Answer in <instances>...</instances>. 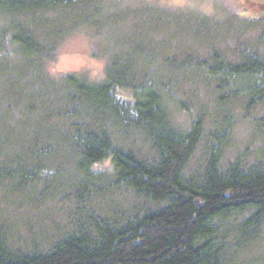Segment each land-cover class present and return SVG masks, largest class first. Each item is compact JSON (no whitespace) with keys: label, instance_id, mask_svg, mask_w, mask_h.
<instances>
[{"label":"trees","instance_id":"obj_1","mask_svg":"<svg viewBox=\"0 0 264 264\" xmlns=\"http://www.w3.org/2000/svg\"><path fill=\"white\" fill-rule=\"evenodd\" d=\"M142 2L147 1L136 0L138 7L130 10L143 7L150 14L160 7ZM120 5L0 0V67L34 66L26 90L16 97L20 109L15 103L10 107L17 111L0 107V118L5 114L10 120V129L0 130L1 188L29 199L38 187L41 203L71 197L64 226L60 220L39 225L38 216L17 223L14 212L5 210L0 264H264V250H257L264 245V144L254 159L248 147L227 157L236 126L232 112L221 121L217 108L208 119L175 98L188 84L213 90L222 108L242 100L244 119L264 132V56L257 50L243 46L235 60L213 50L203 59L186 54L179 64L172 57L163 63L129 36L110 45L101 81L83 73L36 79L38 68L47 72L67 35L93 27L98 36V21ZM83 9L92 11L82 14ZM162 9L172 21L187 11ZM259 14L264 18V10ZM54 17L61 23L47 31L46 21ZM209 24L204 19L202 31L213 41L216 32ZM42 84L55 89L44 97L43 112L37 97L42 91L35 90ZM175 106L190 114L188 124L176 122ZM39 119L48 125L41 128ZM31 120L34 128L26 129L24 142L5 153L17 124L25 129ZM62 162L71 167L64 179ZM119 192L133 200L109 206Z\"/></svg>","mask_w":264,"mask_h":264},{"label":"rangeland","instance_id":"obj_2","mask_svg":"<svg viewBox=\"0 0 264 264\" xmlns=\"http://www.w3.org/2000/svg\"><path fill=\"white\" fill-rule=\"evenodd\" d=\"M144 1L147 2L141 4L153 3L160 7H155L154 11L149 10L151 11L149 14L143 7L140 11L130 10L136 0H117V3L121 4L120 7L113 9L110 13L104 15L106 17H102L98 21L97 30H100H98V36L93 27L79 29L73 34L67 35L62 42L57 44L56 59L48 64L47 72L37 67L39 72L37 73L38 76H35L36 79H42L44 82L47 79L49 82L52 80V76L59 77L64 73H83L90 79L101 81L105 76L108 57L111 54L110 45L117 46V42L123 43L129 36L130 38L135 37L130 40L131 43H138L149 47L152 52L155 51L159 60L163 63L168 61L169 57H172L179 64L178 62H181L186 54L203 59L213 50L224 55L227 59L235 60L238 57L237 52L240 48L247 45L264 56V18L260 17V14L258 15L259 12L264 10V0ZM135 5L137 6V4ZM151 5L146 6L151 8ZM161 7L187 11L182 15L175 13L177 18L172 21L164 14ZM89 11H92V9H83L81 13H89ZM200 14H203V16L201 17ZM257 17L259 18L257 19ZM37 18V20L43 19L41 16H37ZM204 19H208L209 26L216 32L213 41L211 40L213 36H206L207 31H202ZM196 20L199 22L198 25ZM46 23L50 26L46 30L51 31L52 27L55 29L59 27L61 22L54 17ZM66 26H71V19L66 22ZM180 34L184 35L185 40L183 39L180 43L175 40L177 44H172L171 39H177L182 36ZM203 42L209 43L203 44ZM156 67L157 65H155ZM12 68V66L0 67V107L12 108L11 110L17 111L14 106L10 107L11 103H15L20 109L21 103L17 102L16 97H18L20 91L26 90L24 84L27 81V73L34 70V66H26L25 63L18 62L14 66V70ZM32 79L30 78L29 81ZM35 90L42 91V94L37 97H39V109L43 112L48 105L44 97L51 94L55 89L42 84L40 87H36ZM175 98L178 105L179 102L185 103L187 109L192 108L195 115L202 110L208 119L213 116V111L217 108L221 114V121H223L225 112H232L236 126L232 128L234 133L226 154L227 157L234 155L236 150L242 151L248 147V156L250 159H254L258 150L263 147L264 132L244 119L242 100L229 103L225 108H222L217 105L213 90H206L201 85H198V88H192L188 84L183 85L176 91ZM175 108L176 122L181 125L188 124L191 120L190 114L186 110H179L178 106H175ZM3 116V118H0V130L6 132L10 129L8 127L10 120H6L5 114ZM33 122L31 120L25 123V129L22 125L17 124L15 129L17 135L8 139L9 141L4 147L5 153L13 149L12 146L18 142H24L23 140L27 137V134H25L26 129L34 128ZM39 122L41 128L48 125L46 120L39 119ZM35 124H38V122ZM221 126L222 124L220 129H222ZM54 136L61 137L56 134ZM263 152L262 149V154ZM200 154L201 150H199L197 158H200ZM65 155L70 156L69 154ZM63 163L60 165V170L64 179L71 176V167ZM34 188L35 190L29 192L30 197L27 199L24 192L9 194L8 191L1 188L0 184V216L7 214L5 210H9V212H14L13 220L17 223L38 216L39 225H42V221L48 224L51 220H60V224L64 226L66 223H63V221L67 217L66 213L71 209V197L68 193L67 197L70 198L64 199L60 196L56 197V201L41 203L38 202V198L35 196L40 195L36 191L38 187ZM32 195H34L36 202L30 200L33 197ZM132 200L133 198L128 194L119 192L118 195L113 196V199L109 198V202H112V205L109 206L116 207L115 204L118 202L128 205ZM47 213H50L51 217ZM257 250H264V245L259 244Z\"/></svg>","mask_w":264,"mask_h":264},{"label":"clouds","instance_id":"obj_3","mask_svg":"<svg viewBox=\"0 0 264 264\" xmlns=\"http://www.w3.org/2000/svg\"><path fill=\"white\" fill-rule=\"evenodd\" d=\"M178 2H179V0H178ZM210 7V6H209Z\"/></svg>","mask_w":264,"mask_h":264}]
</instances>
